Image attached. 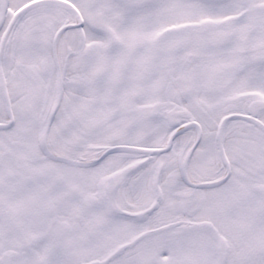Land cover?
I'll use <instances>...</instances> for the list:
<instances>
[{"label": "snow or ice", "instance_id": "1", "mask_svg": "<svg viewBox=\"0 0 264 264\" xmlns=\"http://www.w3.org/2000/svg\"><path fill=\"white\" fill-rule=\"evenodd\" d=\"M0 264H264V0H0Z\"/></svg>", "mask_w": 264, "mask_h": 264}]
</instances>
